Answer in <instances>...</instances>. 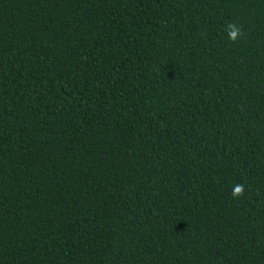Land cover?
Wrapping results in <instances>:
<instances>
[{"label": "trees", "instance_id": "1", "mask_svg": "<svg viewBox=\"0 0 264 264\" xmlns=\"http://www.w3.org/2000/svg\"><path fill=\"white\" fill-rule=\"evenodd\" d=\"M0 264H264V0H0Z\"/></svg>", "mask_w": 264, "mask_h": 264}, {"label": "clouds", "instance_id": "2", "mask_svg": "<svg viewBox=\"0 0 264 264\" xmlns=\"http://www.w3.org/2000/svg\"><path fill=\"white\" fill-rule=\"evenodd\" d=\"M227 35L228 40L231 43H235L237 40H239L241 37L245 36V33L243 32L242 28L235 23H229L227 25ZM245 193V186L242 183H236L233 185L231 189V196L234 199H238L242 197Z\"/></svg>", "mask_w": 264, "mask_h": 264}]
</instances>
